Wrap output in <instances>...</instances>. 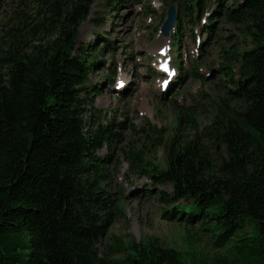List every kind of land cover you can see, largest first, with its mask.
I'll list each match as a JSON object with an SVG mask.
<instances>
[{"label":"trees","instance_id":"trees-1","mask_svg":"<svg viewBox=\"0 0 264 264\" xmlns=\"http://www.w3.org/2000/svg\"><path fill=\"white\" fill-rule=\"evenodd\" d=\"M94 1L38 0L37 18L16 17L0 35V264H187L177 249L156 242L116 238L105 256L98 251L120 211L105 186L110 156L98 152L124 140L126 122L116 111L92 120V98L101 91L89 79L102 63L97 53L118 50L106 32L97 36L98 52L78 44ZM102 1L113 7L110 15L124 2ZM165 1L177 10L175 54L185 18L196 24L210 8L212 20L241 26L253 46L226 51L236 72L221 69L225 94L205 131L180 114L196 133L159 134L160 166L132 148L130 170L170 185V193L158 191L163 218L210 231L212 248L223 251L216 264H264V0ZM205 137L225 150L216 172Z\"/></svg>","mask_w":264,"mask_h":264},{"label":"rangeland","instance_id":"rangeland-1","mask_svg":"<svg viewBox=\"0 0 264 264\" xmlns=\"http://www.w3.org/2000/svg\"><path fill=\"white\" fill-rule=\"evenodd\" d=\"M148 6L152 12L146 11ZM168 9L169 3L165 0H124L110 15L113 7L95 0L79 29V45L90 44L98 52L103 41L97 36L106 32L112 46L118 48L116 53L110 48L97 53L102 63L89 75L92 82L101 84L99 95L92 98L98 110L92 120L100 122L104 114L109 117V111H116V118L126 122L124 140L112 151L104 147L98 152L100 156H110L105 186L119 199L120 211L97 248L105 256L116 238L136 244L156 242L177 249L187 264H196L200 259L216 264V257L223 251L212 248L211 232L201 230L198 224L166 221L162 214L165 204L159 201L158 191L170 193V185L155 183L136 170L131 172L128 156L134 148L141 151L145 161L163 165L165 151L162 145H157L159 134L168 139L175 133L183 138L196 133L189 122L178 120L180 114L183 117L188 112L196 120L195 126H199L197 133H203L205 126L211 124L217 102L225 94L221 69L233 65L236 72V58L226 51L239 52L253 43L241 26L216 17L212 20L213 8H210L196 24L185 18L178 54H175L172 31L168 36L160 33ZM40 13L38 0H2L0 35L16 17L37 18ZM98 16L104 22H96ZM209 26L211 32L207 34ZM164 55L166 59L160 63ZM122 78L128 82L123 87ZM205 142L216 172L225 150L212 139L205 137ZM122 256L123 251L117 254Z\"/></svg>","mask_w":264,"mask_h":264},{"label":"water","instance_id":"water-1","mask_svg":"<svg viewBox=\"0 0 264 264\" xmlns=\"http://www.w3.org/2000/svg\"><path fill=\"white\" fill-rule=\"evenodd\" d=\"M177 20V10L174 5H171L168 9L167 16L160 26V33L163 36H168L170 30L174 27Z\"/></svg>","mask_w":264,"mask_h":264},{"label":"bare ground","instance_id":"bare-ground-1","mask_svg":"<svg viewBox=\"0 0 264 264\" xmlns=\"http://www.w3.org/2000/svg\"><path fill=\"white\" fill-rule=\"evenodd\" d=\"M164 43V42H163ZM162 43V45H164ZM166 58H165V55L164 56H162V58L160 59V63H162L164 60H165ZM166 81H168V80H166ZM117 82H119V80H117ZM120 82L122 83V87L124 86V83H128V82H126V80H123V78L120 80ZM166 85V84H165ZM165 85L163 86V87H165ZM143 86V85H142Z\"/></svg>","mask_w":264,"mask_h":264}]
</instances>
